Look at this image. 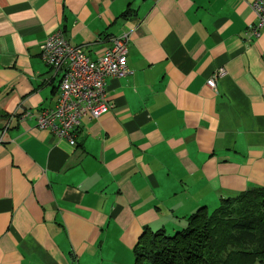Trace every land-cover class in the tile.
<instances>
[{"label":"crops","instance_id":"obj_1","mask_svg":"<svg viewBox=\"0 0 264 264\" xmlns=\"http://www.w3.org/2000/svg\"><path fill=\"white\" fill-rule=\"evenodd\" d=\"M254 2L0 0V264H135L146 229L174 234L264 186ZM57 31L93 60L130 35L131 74L107 79L114 107L83 118L75 146L17 118L59 99L40 56Z\"/></svg>","mask_w":264,"mask_h":264},{"label":"built area","instance_id":"obj_2","mask_svg":"<svg viewBox=\"0 0 264 264\" xmlns=\"http://www.w3.org/2000/svg\"><path fill=\"white\" fill-rule=\"evenodd\" d=\"M252 7L258 23L249 30L259 37L264 30V0H255ZM129 42V34L113 37L99 58L93 60L82 47L71 44L62 31L51 34L41 45L40 56L61 77L59 99L52 108L36 113L25 111L17 118L35 119L40 130L49 131L75 146L83 118H99L113 109L108 99L107 79L131 74ZM225 75V69L219 70L207 85L216 90L217 80Z\"/></svg>","mask_w":264,"mask_h":264},{"label":"trees","instance_id":"obj_3","mask_svg":"<svg viewBox=\"0 0 264 264\" xmlns=\"http://www.w3.org/2000/svg\"><path fill=\"white\" fill-rule=\"evenodd\" d=\"M134 15L130 8L125 19ZM135 264H255L264 262V186L201 208L188 226L168 234L146 229L134 247Z\"/></svg>","mask_w":264,"mask_h":264},{"label":"rangeland","instance_id":"obj_4","mask_svg":"<svg viewBox=\"0 0 264 264\" xmlns=\"http://www.w3.org/2000/svg\"><path fill=\"white\" fill-rule=\"evenodd\" d=\"M213 211H211L210 213H212Z\"/></svg>","mask_w":264,"mask_h":264}]
</instances>
